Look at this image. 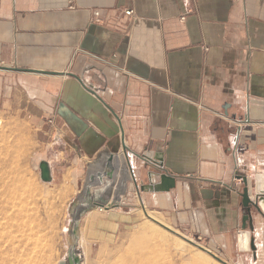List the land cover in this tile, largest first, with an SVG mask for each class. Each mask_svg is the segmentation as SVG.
<instances>
[{
    "label": "crops",
    "instance_id": "0c3cea01",
    "mask_svg": "<svg viewBox=\"0 0 264 264\" xmlns=\"http://www.w3.org/2000/svg\"><path fill=\"white\" fill-rule=\"evenodd\" d=\"M0 115L27 123L51 181L75 195L122 139L137 183L176 177L168 191L129 183L88 229H115L137 204L238 264L264 260V218L256 258L236 244L237 176L264 190V0H0Z\"/></svg>",
    "mask_w": 264,
    "mask_h": 264
},
{
    "label": "rangeland",
    "instance_id": "374dc122",
    "mask_svg": "<svg viewBox=\"0 0 264 264\" xmlns=\"http://www.w3.org/2000/svg\"><path fill=\"white\" fill-rule=\"evenodd\" d=\"M35 149L27 123L0 115V264H60L67 260L72 221L69 208L76 195L65 183L40 179ZM135 206L139 209L132 214L134 218L119 221L115 229L104 224L99 227V222L87 228V223L104 219V211L92 209L81 216L76 245L80 264H221L151 222L146 208ZM154 214L180 235L206 247L161 214ZM209 250L229 264H238V252L233 249L227 253ZM250 262L247 259L239 264Z\"/></svg>",
    "mask_w": 264,
    "mask_h": 264
},
{
    "label": "water",
    "instance_id": "95a60500",
    "mask_svg": "<svg viewBox=\"0 0 264 264\" xmlns=\"http://www.w3.org/2000/svg\"><path fill=\"white\" fill-rule=\"evenodd\" d=\"M121 150L119 153H114L105 147L99 151L92 161L87 162L83 185L69 208L72 221L69 227L70 245L67 260L60 262V264H80L76 245L81 216L96 207L109 208L118 206L121 202V196H124L127 192L129 183L132 184L137 194L141 191H168L175 186L176 177L174 175L155 170L146 171V181L144 183H137L128 155V149L123 139ZM137 157L140 158L139 156ZM141 159L145 160L144 157H141ZM144 165L147 166L148 164L145 162ZM135 168L139 170V173L143 172L141 167ZM38 169L40 179L43 182H50L52 180L51 168L47 160L41 159L38 162ZM237 178L242 184L239 194L243 207L241 228L236 233L237 247L239 251H251L253 257L256 258L255 236L252 232L257 226L258 219L264 218V190L259 189L255 183L256 193L252 195L246 176L238 175ZM244 237H247V242L243 241L241 244V238ZM185 240L221 264H229L194 240L188 238H185Z\"/></svg>",
    "mask_w": 264,
    "mask_h": 264
},
{
    "label": "bare ground",
    "instance_id": "6f19581e",
    "mask_svg": "<svg viewBox=\"0 0 264 264\" xmlns=\"http://www.w3.org/2000/svg\"><path fill=\"white\" fill-rule=\"evenodd\" d=\"M3 210V209H2ZM147 213L149 214V215H147ZM145 214H146V216L147 217H149L150 218V221L151 222H155V223H157L159 226H161L163 229H165V230H167V231H169V232H171V233H173V234H176L177 236H179L182 240H183V242L185 241V243L187 242L186 240H185V238H188V237H186V236H184V235H180L179 233H177L175 230H173V229H171V227H169V225H167L166 223H164V222H162L161 220H160V218H158V216H156L154 213H152V212H146L145 211ZM169 229H171V230H169ZM140 230H142L141 231V234H144V229L142 228V229H140ZM139 230V231H140ZM189 239V238H188ZM243 241L244 242H247V237H244V238H241V244L243 243ZM188 243V242H187ZM189 244V243H188ZM193 246V245H192ZM197 248V247H196ZM197 249H199V248H197ZM200 250V249H199ZM200 251H202V250H200ZM202 252H204V251H202ZM205 253V252H204ZM207 254V253H206ZM208 255V254H207ZM199 256L204 260V261H210L208 258H206L205 256H203L202 254H199ZM209 256V255H208ZM211 257V256H210ZM212 258V257H211ZM215 260V259H214ZM218 262V261H217ZM220 263V262H219Z\"/></svg>",
    "mask_w": 264,
    "mask_h": 264
},
{
    "label": "built area",
    "instance_id": "2783aa9c",
    "mask_svg": "<svg viewBox=\"0 0 264 264\" xmlns=\"http://www.w3.org/2000/svg\"><path fill=\"white\" fill-rule=\"evenodd\" d=\"M95 15H97L98 14V12H95L94 13ZM124 14H126V15H128V16H130V17H132L133 16V10L132 9H125L124 10ZM133 18V17H132ZM133 20H134V18H133ZM102 60V59H101ZM246 121V120H245Z\"/></svg>",
    "mask_w": 264,
    "mask_h": 264
}]
</instances>
